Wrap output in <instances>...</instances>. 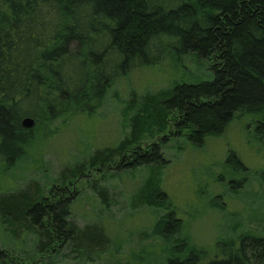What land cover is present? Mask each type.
Listing matches in <instances>:
<instances>
[{
  "label": "trees",
  "instance_id": "1",
  "mask_svg": "<svg viewBox=\"0 0 264 264\" xmlns=\"http://www.w3.org/2000/svg\"><path fill=\"white\" fill-rule=\"evenodd\" d=\"M168 58L191 60L213 78L131 91L130 133L119 143L76 159L48 184L31 179L0 194V264H106L118 251L110 180L143 169L130 214L163 211L140 235L159 240L160 253L124 264H264V230L198 246L162 185L175 139L203 148L239 113L264 144V0H0V161L13 169L38 134L92 116L120 79ZM226 163L235 175L249 170L233 151ZM87 202L93 210L80 224L76 210Z\"/></svg>",
  "mask_w": 264,
  "mask_h": 264
},
{
  "label": "rangeland",
  "instance_id": "2",
  "mask_svg": "<svg viewBox=\"0 0 264 264\" xmlns=\"http://www.w3.org/2000/svg\"><path fill=\"white\" fill-rule=\"evenodd\" d=\"M190 61L168 58L156 68L134 71L114 84L104 105L92 116L75 117L62 124L57 122L59 126L54 133L50 132L51 135L38 134L29 156L13 169L8 171L0 161V194L20 189L31 179L48 184L76 159H82L95 149L119 143L130 133L129 114L126 113L131 91L141 95L145 91L166 88L173 81L213 78L205 68L192 66ZM152 140L156 139H148V144ZM231 151L249 169L242 176L232 174V168L227 166L226 159ZM13 156H7L10 161L6 164ZM165 156L170 162L162 170L163 188L173 203L177 218L182 221L185 235L198 246L213 250L218 239L234 236L241 230L257 233L264 230V144L256 135L252 118L237 114L224 135L207 138L203 148L193 147L184 139H175L166 148ZM147 176V169H143L132 174L123 173L121 180H110L109 193L115 200L110 213L114 218L112 235L118 251L106 258V264H124L140 254H148L150 258L160 253L159 240H140V235L151 230L154 219L163 211L130 214L131 195ZM91 210L87 202L83 209L76 210V220L84 224L82 214ZM6 242L7 237L0 232V245Z\"/></svg>",
  "mask_w": 264,
  "mask_h": 264
},
{
  "label": "water",
  "instance_id": "3",
  "mask_svg": "<svg viewBox=\"0 0 264 264\" xmlns=\"http://www.w3.org/2000/svg\"><path fill=\"white\" fill-rule=\"evenodd\" d=\"M23 126L27 129L33 128L35 125V120L32 118H25L22 122Z\"/></svg>",
  "mask_w": 264,
  "mask_h": 264
}]
</instances>
